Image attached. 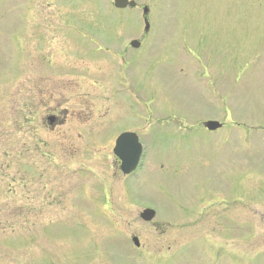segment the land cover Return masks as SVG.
Listing matches in <instances>:
<instances>
[{"label":"rangeland","instance_id":"1","mask_svg":"<svg viewBox=\"0 0 264 264\" xmlns=\"http://www.w3.org/2000/svg\"><path fill=\"white\" fill-rule=\"evenodd\" d=\"M137 2L0 0V264H264V0ZM131 38L138 105L101 51ZM139 127L126 177L115 137Z\"/></svg>","mask_w":264,"mask_h":264},{"label":"water","instance_id":"2","mask_svg":"<svg viewBox=\"0 0 264 264\" xmlns=\"http://www.w3.org/2000/svg\"><path fill=\"white\" fill-rule=\"evenodd\" d=\"M127 3H130V4H132V5H134L135 4V1L134 0H116V4L117 5H126ZM210 123H212V122H210ZM210 123H208V124H210ZM126 137V135H122L121 137H120V139L118 140V145H117V147H116V150H117V152L118 153H121L122 154V157L124 158V160L126 161L125 162V164L127 163V165L132 161V159L131 158H129V157H132V156H134L135 155V149H134V147H135V145H133V146H130V148H129V150L128 149H124L123 150V148H122V146L120 145V143L122 142V140L124 139ZM121 151V152H120ZM129 159V160H128ZM128 160V161H127ZM150 212H151V210H146V212L145 213H143V216L144 217H147V218H150L151 217V214H150Z\"/></svg>","mask_w":264,"mask_h":264},{"label":"flooded vegetation","instance_id":"3","mask_svg":"<svg viewBox=\"0 0 264 264\" xmlns=\"http://www.w3.org/2000/svg\"><path fill=\"white\" fill-rule=\"evenodd\" d=\"M55 116H56V121L61 122V120H62V122H63L64 119L60 118V117L58 116V114H55ZM43 120H44V119H43ZM72 120H73V119H72ZM213 199H215V198H213ZM198 262H199V263H198ZM195 263H197V264H204V261H202V260H198V261H195Z\"/></svg>","mask_w":264,"mask_h":264},{"label":"bare ground","instance_id":"4","mask_svg":"<svg viewBox=\"0 0 264 264\" xmlns=\"http://www.w3.org/2000/svg\"><path fill=\"white\" fill-rule=\"evenodd\" d=\"M149 32V31H148ZM148 32L146 34H148ZM139 168V167H138Z\"/></svg>","mask_w":264,"mask_h":264}]
</instances>
